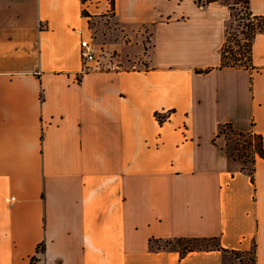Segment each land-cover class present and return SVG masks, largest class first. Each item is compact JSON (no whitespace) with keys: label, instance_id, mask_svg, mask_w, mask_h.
I'll use <instances>...</instances> for the list:
<instances>
[{"label":"crops","instance_id":"obj_1","mask_svg":"<svg viewBox=\"0 0 264 264\" xmlns=\"http://www.w3.org/2000/svg\"><path fill=\"white\" fill-rule=\"evenodd\" d=\"M103 19L149 29L147 69L82 72ZM231 23L220 2L0 0V264H264V158L252 179L220 133L264 141V33L218 69Z\"/></svg>","mask_w":264,"mask_h":264},{"label":"rangeland","instance_id":"obj_2","mask_svg":"<svg viewBox=\"0 0 264 264\" xmlns=\"http://www.w3.org/2000/svg\"><path fill=\"white\" fill-rule=\"evenodd\" d=\"M95 1L97 2V0ZM230 3L232 2L230 1ZM235 7L236 12L240 13V16L243 15L244 10H242V6L236 5ZM102 16L105 15L103 14ZM237 18H239V16H237ZM96 23L97 22L95 20L91 21V37L93 38L92 42L96 49L98 59L101 62L102 69L115 68L116 66L121 67L125 70L148 68V55L150 54V49L152 46L149 29H140L139 46L137 45L139 41L126 39L125 37H121L117 32H115L113 30L114 25L111 24L108 20L103 19V23L99 25H96ZM238 23L239 20L234 21L233 27L230 28V45L231 47H233V51H235L239 56L240 54L245 55V50L241 48L242 45H245V36L242 32L243 25H238ZM245 31L246 29H244V32ZM222 134H224L225 148L226 151L230 153V158L238 161L240 164V168L243 166H247L250 168V163L245 164L242 160H238L239 158L236 150L242 149V145L244 144L240 137L236 136L234 132H232L228 128H225ZM257 144V140L252 142V146L254 147V149L255 146L257 147ZM244 152H246V150ZM175 245H189L195 247L194 244H188V242L186 241L177 242L175 243ZM213 245L214 244L212 242L200 244L201 248H207ZM249 258L250 255L246 257V260H243V262H239L238 264H245V261H248Z\"/></svg>","mask_w":264,"mask_h":264},{"label":"trees","instance_id":"obj_3","mask_svg":"<svg viewBox=\"0 0 264 264\" xmlns=\"http://www.w3.org/2000/svg\"><path fill=\"white\" fill-rule=\"evenodd\" d=\"M84 1V0H83ZM230 1L232 3H230ZM194 2L198 6H208L212 3L220 2L225 5H227L231 10H232V23L230 25V28L233 27L234 21L239 20L238 25H243V34L245 36V45H242L241 48L245 50V55H237L235 51H233V47L230 45V28L225 40V43L221 49V57H220V65L218 69H224V68H250L252 67V44L254 41V38L256 37L257 34L259 33H264V15H254L251 11L250 8V0H194ZM112 6L114 7V0H111ZM236 5L242 6V10H244L243 15L240 16V13L236 12ZM85 16H89L87 12H83ZM239 16V18H237ZM244 29L246 31L244 32ZM210 70H205L203 72H209ZM158 118L161 122L164 121V117L161 114H158ZM228 128L234 134L244 142L242 145V149H237L238 153V160H242L245 164L250 163L251 167L243 166L241 167L242 172H247L251 175L253 179L254 175V170H255V163L256 159L258 157L264 158V141H263V136L261 134H257L254 131L250 132H237L234 131L231 127V125L227 124L222 127L220 130V133H223L224 129ZM258 142L257 147L252 146V142L256 141ZM253 148V149H252ZM246 150V152L244 151ZM230 156V153H228ZM186 241L188 244H194V246H184L183 247V253L193 251L194 248H200L201 243H208L211 240L210 239H179L176 240V242H183ZM175 241H166L165 246H170L174 243ZM39 252L44 251V245H40L39 247ZM234 255L236 258L240 259V262H243V260H246V257L250 255V258L248 261H245V264H253L255 261V253L254 249L250 252V254H243L240 252H235Z\"/></svg>","mask_w":264,"mask_h":264},{"label":"built area","instance_id":"obj_4","mask_svg":"<svg viewBox=\"0 0 264 264\" xmlns=\"http://www.w3.org/2000/svg\"><path fill=\"white\" fill-rule=\"evenodd\" d=\"M82 72L102 69L101 62L96 57V52L88 40L81 41Z\"/></svg>","mask_w":264,"mask_h":264}]
</instances>
